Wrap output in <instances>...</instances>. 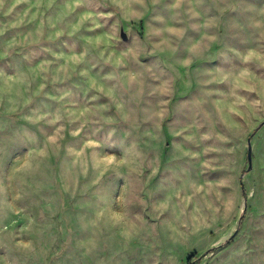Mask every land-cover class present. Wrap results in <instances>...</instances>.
<instances>
[{
	"label": "rangeland",
	"instance_id": "rangeland-1",
	"mask_svg": "<svg viewBox=\"0 0 264 264\" xmlns=\"http://www.w3.org/2000/svg\"><path fill=\"white\" fill-rule=\"evenodd\" d=\"M263 122L264 0H0V264H264Z\"/></svg>",
	"mask_w": 264,
	"mask_h": 264
},
{
	"label": "water",
	"instance_id": "water-1",
	"mask_svg": "<svg viewBox=\"0 0 264 264\" xmlns=\"http://www.w3.org/2000/svg\"><path fill=\"white\" fill-rule=\"evenodd\" d=\"M121 38H122L123 41H127L128 40L127 35L124 33V31L121 34ZM251 142L252 141L250 139L248 141V144H249V147H248V161H249L250 169L252 168V166H251V162H252V147H251ZM243 194H244V196L246 195L244 191H243ZM246 205H245V207H246ZM244 214H245V211H244ZM242 220H243V217L240 218V222H242Z\"/></svg>",
	"mask_w": 264,
	"mask_h": 264
},
{
	"label": "trees",
	"instance_id": "trees-1",
	"mask_svg": "<svg viewBox=\"0 0 264 264\" xmlns=\"http://www.w3.org/2000/svg\"><path fill=\"white\" fill-rule=\"evenodd\" d=\"M263 126H264V122L260 125V127L258 129L262 128Z\"/></svg>",
	"mask_w": 264,
	"mask_h": 264
}]
</instances>
